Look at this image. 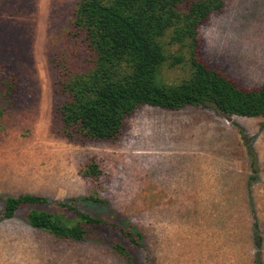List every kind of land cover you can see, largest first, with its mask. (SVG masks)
<instances>
[{
  "label": "rangeland",
  "instance_id": "rangeland-1",
  "mask_svg": "<svg viewBox=\"0 0 264 264\" xmlns=\"http://www.w3.org/2000/svg\"><path fill=\"white\" fill-rule=\"evenodd\" d=\"M78 1L0 0V219L6 198L49 200L0 221V264H264V118L142 105L115 140L63 134L60 85L93 71L73 28ZM222 2L198 29V56L239 87L258 89L264 0ZM165 42L155 82L177 85L191 76L189 44L173 43L171 33ZM91 163L98 177L85 176ZM71 199L109 225L131 226L142 246L116 232L131 252L125 258L111 248L110 226L99 241L75 242L29 224L32 211L70 218L57 203Z\"/></svg>",
  "mask_w": 264,
  "mask_h": 264
},
{
  "label": "trees",
  "instance_id": "trees-1",
  "mask_svg": "<svg viewBox=\"0 0 264 264\" xmlns=\"http://www.w3.org/2000/svg\"><path fill=\"white\" fill-rule=\"evenodd\" d=\"M79 0L73 28L82 37L93 60L92 72L67 77L60 85L64 102L60 108L63 134L70 140L78 131L103 141L119 137L123 120L138 107L149 105L177 111L186 106L213 110L225 117L264 118V85L246 90L225 75L206 66L198 56V29L212 13L221 10L222 0ZM188 41L191 76L177 85H158V68L168 60L164 39ZM169 43V42H168ZM264 127V125H262ZM86 177L100 172L91 163ZM101 206L99 198H85ZM2 219H11L24 206L48 205L41 196L6 198ZM71 217L48 211H32L29 224L58 238L75 242L99 241L101 232L111 227L112 250L130 258L131 252L118 239H127L140 248L141 234L131 226L109 225L77 209V201L59 202ZM0 219V221L2 220ZM105 233V232H104ZM115 233V234H114ZM256 249L260 247L255 237ZM260 254V252H257ZM257 254V255H258Z\"/></svg>",
  "mask_w": 264,
  "mask_h": 264
},
{
  "label": "bare ground",
  "instance_id": "bare-ground-1",
  "mask_svg": "<svg viewBox=\"0 0 264 264\" xmlns=\"http://www.w3.org/2000/svg\"><path fill=\"white\" fill-rule=\"evenodd\" d=\"M21 158V157H20ZM35 158V157H34ZM25 160V159H24ZM27 163V162H26ZM35 166V165H34Z\"/></svg>",
  "mask_w": 264,
  "mask_h": 264
}]
</instances>
